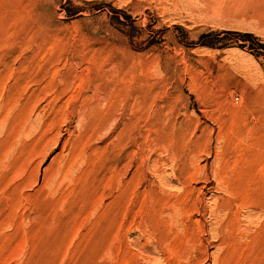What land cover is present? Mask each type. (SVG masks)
Segmentation results:
<instances>
[{"label":"rangeland","instance_id":"rangeland-1","mask_svg":"<svg viewBox=\"0 0 264 264\" xmlns=\"http://www.w3.org/2000/svg\"><path fill=\"white\" fill-rule=\"evenodd\" d=\"M0 264H264V0H0Z\"/></svg>","mask_w":264,"mask_h":264},{"label":"bare ground","instance_id":"bare-ground-1","mask_svg":"<svg viewBox=\"0 0 264 264\" xmlns=\"http://www.w3.org/2000/svg\"><path fill=\"white\" fill-rule=\"evenodd\" d=\"M174 255V254H173ZM219 259V258H218Z\"/></svg>","mask_w":264,"mask_h":264}]
</instances>
